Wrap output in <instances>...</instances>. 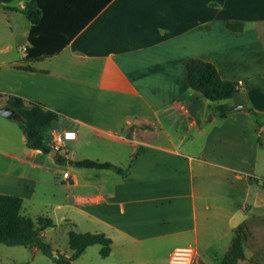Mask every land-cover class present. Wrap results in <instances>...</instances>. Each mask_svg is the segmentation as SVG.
I'll return each instance as SVG.
<instances>
[{
  "label": "crops",
  "instance_id": "1",
  "mask_svg": "<svg viewBox=\"0 0 264 264\" xmlns=\"http://www.w3.org/2000/svg\"><path fill=\"white\" fill-rule=\"evenodd\" d=\"M25 1L8 5L20 10ZM72 1L88 8L89 19L60 51L31 63L21 61L30 23L0 5L14 16L1 28L0 49H10V37L15 42L17 22L27 42L20 58L4 61L11 74L0 93L41 102L59 115L52 130L76 132L50 156L27 148L21 130L16 144L0 116V194L20 197L23 216L53 220L43 240L59 229L103 232L114 264H170L179 246L196 248L194 264H219L230 244L223 253L216 244L242 222L249 235L237 264H263L262 146L254 131L246 134L252 114L235 107L263 111L228 100L233 110L208 120L210 102L187 84L185 62H211L249 95L264 87V0ZM226 21L242 22L243 30L229 31ZM82 159L126 172L73 165Z\"/></svg>",
  "mask_w": 264,
  "mask_h": 264
},
{
  "label": "trees",
  "instance_id": "2",
  "mask_svg": "<svg viewBox=\"0 0 264 264\" xmlns=\"http://www.w3.org/2000/svg\"><path fill=\"white\" fill-rule=\"evenodd\" d=\"M12 0H0L4 9L20 11L30 23L25 55L21 61L31 63L56 54L60 49L83 27L89 19L88 8L79 6L72 0H26L22 9L11 7ZM88 12V13H87ZM226 28L231 32L243 30L240 21H226ZM18 69L34 71L29 65L16 66ZM186 82L189 87L201 94L210 102L208 120L213 115L225 118L233 106L227 101L233 99L239 92L237 82L223 79L216 67L208 61L189 58L185 62ZM4 106L17 113L14 118L25 137V145L43 154L53 150L50 131L52 124L59 117L58 113L47 108L39 101L26 100L12 94H1ZM255 120L262 113L248 109ZM258 124H260L258 122ZM56 163L63 164L64 158L57 154ZM78 168L114 170L117 174L124 175L126 169L120 168L107 161L82 159L73 161ZM261 188H264V174ZM22 199L18 196L0 194V244L6 246H23L37 249L42 254L51 258L56 264H72L87 247L99 245V255L107 257L111 251L112 240L103 232H67V246L69 255L53 251L46 243L41 233L55 223L50 217L37 216L32 219L21 214ZM249 235L246 222H242L232 230V239L227 251L221 257L219 264H237L244 258L243 244Z\"/></svg>",
  "mask_w": 264,
  "mask_h": 264
},
{
  "label": "rangeland",
  "instance_id": "3",
  "mask_svg": "<svg viewBox=\"0 0 264 264\" xmlns=\"http://www.w3.org/2000/svg\"><path fill=\"white\" fill-rule=\"evenodd\" d=\"M8 21L13 22L14 16L10 15L7 16L0 8V34L1 28L8 26ZM25 24V23H24ZM14 38L15 42L10 37V41L12 46L10 49L2 50L0 49V84L8 81L10 79L11 69L8 67L9 65L3 64L4 61H14V59L20 58L22 54V47L25 45L26 38L24 34V25L20 22L16 23L15 30H14ZM6 36H11L9 31L6 29ZM4 41L0 40V48L3 47L2 43ZM14 43V44H13ZM253 92L249 95L248 92L244 87L240 88L238 94L231 99V102L236 103H247L256 105L258 108L261 109L262 115L258 117V122L255 120L253 115H250V125L245 129L246 134H252L254 131V136L252 137L253 141H256L260 146L259 154H258V162H257V173L264 172V87H257L252 90ZM0 105L1 101H0ZM247 106V105H246ZM4 120V119H0ZM6 124H9L11 128H14L16 131V144L20 145L19 137L21 135V131L17 126V123L14 119H8ZM4 126L0 124V150L2 149V138H3V128ZM4 129V128H3ZM1 153V152H0ZM1 158V156H0ZM2 163V161L0 160ZM106 172L111 171L107 170ZM113 174V173H112ZM262 178V177H261ZM258 178L256 181L258 182V187L261 188V181ZM57 233V234H56ZM231 237H226L221 242L216 244V248L219 249V252H224L226 246L230 244ZM44 241L49 244L53 251H58L60 253H65L69 255L70 251L67 246V238L66 235L62 234V229L57 231H49L45 235ZM33 249L23 247V246H6L4 244H0V264H56L51 258L47 257L46 255L42 254L39 250H34L35 253L33 254ZM261 251L264 253V247H261ZM246 254L250 255V251L246 250ZM259 261H264V254L263 258L258 259ZM209 264H215L213 260H210ZM114 258L112 256L102 257L99 255V245H92L85 249V251L75 259L72 264H114ZM264 264V262H261Z\"/></svg>",
  "mask_w": 264,
  "mask_h": 264
},
{
  "label": "built area",
  "instance_id": "4",
  "mask_svg": "<svg viewBox=\"0 0 264 264\" xmlns=\"http://www.w3.org/2000/svg\"><path fill=\"white\" fill-rule=\"evenodd\" d=\"M51 144L54 151H59L67 139H73L76 136L75 131L65 130L57 132L50 131ZM66 177V175H65ZM198 256V252L193 246L175 247L169 254L170 264H194Z\"/></svg>",
  "mask_w": 264,
  "mask_h": 264
},
{
  "label": "water",
  "instance_id": "5",
  "mask_svg": "<svg viewBox=\"0 0 264 264\" xmlns=\"http://www.w3.org/2000/svg\"><path fill=\"white\" fill-rule=\"evenodd\" d=\"M235 108L237 110H245V111L249 109L248 106L246 105H237ZM0 116L6 119H14L17 116V113L11 108L4 106V107H0ZM52 154H54V150H52L49 155L52 156Z\"/></svg>",
  "mask_w": 264,
  "mask_h": 264
}]
</instances>
